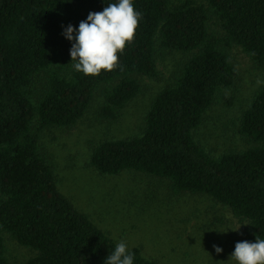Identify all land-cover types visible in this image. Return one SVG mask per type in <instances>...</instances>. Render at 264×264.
I'll return each instance as SVG.
<instances>
[{
	"label": "trees",
	"instance_id": "1",
	"mask_svg": "<svg viewBox=\"0 0 264 264\" xmlns=\"http://www.w3.org/2000/svg\"><path fill=\"white\" fill-rule=\"evenodd\" d=\"M106 3L0 0V264H10L6 236L35 251L26 264H104L117 243L60 189L41 135L76 126L102 87L100 115L118 119L142 91L139 76L159 77L158 48L190 55L155 96L143 134L99 143L91 166L102 175L168 179L175 194L209 196L249 222L247 241L264 238V88L239 128L254 146L217 157L195 138L219 92L235 84L224 43L241 46L264 67V0H134L141 19L118 53L121 67L85 76L73 70L62 26L78 27ZM213 19L224 38L211 32ZM130 251L134 264H157L139 248Z\"/></svg>",
	"mask_w": 264,
	"mask_h": 264
},
{
	"label": "rangeland",
	"instance_id": "2",
	"mask_svg": "<svg viewBox=\"0 0 264 264\" xmlns=\"http://www.w3.org/2000/svg\"><path fill=\"white\" fill-rule=\"evenodd\" d=\"M209 28L225 37L220 21L211 20ZM224 47L236 69L235 84L219 92L195 131L196 140L217 157L255 145L240 135L239 128L244 111L264 88V67L241 46L226 42ZM189 55L158 48L159 77L139 76L142 91L118 119L100 115L105 105L102 87L76 126L43 130L41 148L53 165L60 189L116 243L123 240L129 250L139 248L157 264H234L229 256L237 242L248 240L250 230L249 222L229 207L205 195L175 194L168 179L134 171L102 175L90 163L99 143L143 134L155 96L174 83ZM37 87L44 89L45 78ZM6 243L10 264H26L36 254L9 236ZM213 245L221 247L222 253L217 254Z\"/></svg>",
	"mask_w": 264,
	"mask_h": 264
},
{
	"label": "clouds",
	"instance_id": "3",
	"mask_svg": "<svg viewBox=\"0 0 264 264\" xmlns=\"http://www.w3.org/2000/svg\"><path fill=\"white\" fill-rule=\"evenodd\" d=\"M106 5L100 12H89L78 27L71 24L62 26V36L72 45L70 57L74 62L73 70L85 76H96L102 70L112 71L121 67L118 53L122 54L126 43L133 40L141 19V13L134 10V0H115ZM213 248L217 254L223 251L217 245ZM134 259V253L121 240L107 255L104 264H134ZM228 260L234 264H264V238L256 237L254 242H237Z\"/></svg>",
	"mask_w": 264,
	"mask_h": 264
}]
</instances>
